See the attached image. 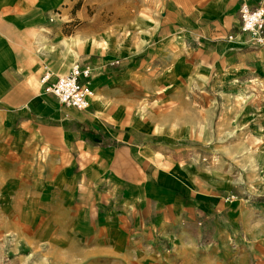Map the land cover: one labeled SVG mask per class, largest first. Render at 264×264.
Wrapping results in <instances>:
<instances>
[{
    "label": "crops",
    "instance_id": "0c3cea01",
    "mask_svg": "<svg viewBox=\"0 0 264 264\" xmlns=\"http://www.w3.org/2000/svg\"><path fill=\"white\" fill-rule=\"evenodd\" d=\"M66 1L0 0V210L27 220L28 211L56 208L69 234L111 251L122 244L127 257L264 264V203L250 218L236 201L229 217L228 202L209 192L224 189L215 178L222 174L197 151L210 123L218 131L228 123L255 141L254 165H264L257 138L264 135V45L241 43L240 0H138L136 42L106 31L131 47V55L115 56L88 42L69 50L64 40L83 35L50 30ZM75 60L92 72L94 94L83 109L58 103L34 79L44 65L58 73ZM229 66L223 86L219 71ZM192 221L209 228L202 242Z\"/></svg>",
    "mask_w": 264,
    "mask_h": 264
},
{
    "label": "rangeland",
    "instance_id": "374dc122",
    "mask_svg": "<svg viewBox=\"0 0 264 264\" xmlns=\"http://www.w3.org/2000/svg\"><path fill=\"white\" fill-rule=\"evenodd\" d=\"M261 1L264 5V0ZM137 3L138 0H74V3L73 0L66 1V7L60 8L62 14L59 16L54 14L55 16L51 20L54 26L50 30H61V37H66L65 35L68 33L83 35L75 36V38L72 36L64 40V43H68L69 50L74 49L73 43L79 42L82 48L83 44L88 42L90 49L100 50L102 54L112 51L114 56L126 53L131 55V47L124 46L114 37H122L125 34V37L130 41L136 42L138 39L136 31L139 28L133 26L138 23V19L134 17ZM106 31H110L114 37ZM115 42L114 50H111L110 45ZM231 44L232 42L227 43V45ZM78 58H86V55L80 54ZM228 58L230 59V57ZM41 69L42 67L39 68L35 80ZM92 69L95 70V68ZM231 69L232 67L229 66L219 71L223 86L227 82ZM98 70L93 71L94 75L98 73ZM96 75L97 80L103 81L106 74L101 71L99 75ZM96 99L97 96H94V100ZM229 101L232 104V100ZM215 102L217 103L216 108L220 109L222 107L221 98H215ZM215 127L214 122L210 123L209 131H204L206 134L204 138L199 136V131L193 132V136L202 138L204 141L202 145L204 147L197 148L200 153L199 161L224 175H215V178L222 181L221 185L225 186L224 189H220L216 185L211 186L210 195L214 200L224 205L228 202L229 217L233 218L232 208L238 201V205L243 208L246 217L251 218L254 215V211L251 209L255 210L264 203V165L261 168L254 165L257 145L255 141L253 145L248 143L247 132L233 129L228 123L225 124L223 130L218 131ZM261 131H257L260 132L257 133V138L260 140L259 153L264 154L262 150L264 135ZM206 138L208 141H205ZM259 176L260 179H258ZM17 198L19 205L22 203L23 195H17ZM4 211L0 210V264L178 263L175 257H165L161 260H148L130 255L127 257L122 255V252L119 253L122 244H115V248L111 251V249L105 248V244L72 236L67 232L65 220L60 217L62 213L56 208L43 216L34 214V212L30 214L28 211L27 220L20 217V211ZM223 213V210L209 211L205 218L212 221L217 214ZM195 224L194 221L191 222V232L202 242L209 236V228L206 225L200 228ZM197 224L201 226L198 221ZM244 224L249 227L250 219ZM236 234L241 236L243 239L241 242L243 246H246L245 243L247 244L249 238L247 233L244 234L243 226L239 220ZM250 264H253L252 260H250Z\"/></svg>",
    "mask_w": 264,
    "mask_h": 264
},
{
    "label": "built area",
    "instance_id": "2783aa9c",
    "mask_svg": "<svg viewBox=\"0 0 264 264\" xmlns=\"http://www.w3.org/2000/svg\"><path fill=\"white\" fill-rule=\"evenodd\" d=\"M237 33L244 34L241 43L251 46L264 45V5L261 2L250 4L242 0L238 6ZM235 33H228L232 39ZM90 67L76 60L66 70L55 73L44 65L37 75L36 81L44 93L53 95L57 102L65 106L83 109L88 106L93 88L90 86Z\"/></svg>",
    "mask_w": 264,
    "mask_h": 264
},
{
    "label": "bare ground",
    "instance_id": "6f19581e",
    "mask_svg": "<svg viewBox=\"0 0 264 264\" xmlns=\"http://www.w3.org/2000/svg\"><path fill=\"white\" fill-rule=\"evenodd\" d=\"M245 1H248V0H245ZM91 74H92V72H91ZM94 94V93H93ZM93 94L90 96V100L92 99V97H93Z\"/></svg>",
    "mask_w": 264,
    "mask_h": 264
}]
</instances>
